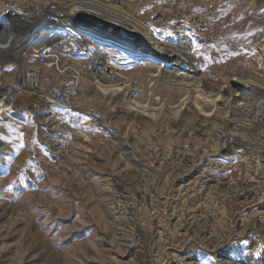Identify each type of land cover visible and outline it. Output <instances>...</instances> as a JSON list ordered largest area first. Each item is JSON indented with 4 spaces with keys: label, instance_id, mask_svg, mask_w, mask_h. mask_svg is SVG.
I'll return each instance as SVG.
<instances>
[{
    "label": "rangeland",
    "instance_id": "1",
    "mask_svg": "<svg viewBox=\"0 0 264 264\" xmlns=\"http://www.w3.org/2000/svg\"><path fill=\"white\" fill-rule=\"evenodd\" d=\"M95 1L190 54L198 85L220 101L201 114L194 85L176 86L172 70L86 18L127 58L108 81L120 91L101 93L105 82L60 57L43 72L72 90L62 110L19 89L23 66L42 69L35 55L1 70L11 100L0 113V264H264V117L246 109L264 102L231 85L264 88V0ZM51 3L71 1L0 0V25ZM131 100L156 102V117ZM228 134L245 148L225 154Z\"/></svg>",
    "mask_w": 264,
    "mask_h": 264
},
{
    "label": "built area",
    "instance_id": "2",
    "mask_svg": "<svg viewBox=\"0 0 264 264\" xmlns=\"http://www.w3.org/2000/svg\"><path fill=\"white\" fill-rule=\"evenodd\" d=\"M47 7L46 10H42L30 5L26 9L15 11L12 14L16 19L14 34L20 35V33L26 32L17 44H23L24 52L30 50L31 45L42 43V47L37 53L33 54L29 51L28 55L22 54L19 57L21 61L29 60L33 54L42 67L38 70L23 66L19 70V89L25 95L38 97L50 106L68 110L72 108V90L66 88L63 83L46 78L43 72L44 67L57 66L60 57L77 59L75 70L81 74V79L89 77L93 84H98L108 83V81L116 80V77H121L120 70L125 67L128 61L126 57L115 53L106 45L105 33L95 28L76 26L63 7L61 8L55 3H51ZM44 11H49L51 18L43 19L36 26L27 22L31 17L42 14ZM35 28L36 30H34ZM114 44L119 48L117 43ZM19 66L20 64L16 61V64L8 69L19 68ZM233 130L236 131L237 128L234 126ZM235 147H237L235 135H226L224 148L232 149V154L239 151ZM229 158L231 155L224 156V159Z\"/></svg>",
    "mask_w": 264,
    "mask_h": 264
},
{
    "label": "bare ground",
    "instance_id": "3",
    "mask_svg": "<svg viewBox=\"0 0 264 264\" xmlns=\"http://www.w3.org/2000/svg\"><path fill=\"white\" fill-rule=\"evenodd\" d=\"M68 1H71V4L68 8L63 7V10L68 14V16L76 26L89 27L86 23L83 22V19L86 18L88 21H90L89 19H91L95 23L100 24V26L105 28L111 34L121 38V41L124 42V44H128L130 48L134 49L135 47L138 50L140 49V57L147 60L151 64H154L155 71L157 70L161 72L164 69L172 70L171 79L176 86H180V83L184 81L188 82L189 85H194L196 88L195 92L197 94V109L203 115L205 114L209 116L213 114V111L216 110L214 109L215 102L220 101V98L219 96H207L202 88L198 85V80L195 75L199 73V70L195 69L193 65V57L190 54H187L179 49H175L163 42L155 40L148 32H146L141 26H139V24L133 22L126 14H124L115 6L102 5L95 0ZM48 18H51V14L45 11L42 14L35 15L34 18H30L29 20H27V22L32 23L33 26H36L43 19ZM76 18H78V21L81 18L82 22H77ZM15 20V17H9L7 18V21H4L6 24L0 25V72L3 69H8L15 65L17 59L22 54L24 55L23 46L17 44H19V42L21 41V37L26 32L20 33V35L14 34V27L16 26ZM34 30H36V28ZM37 44H35L37 46L31 45L30 47V51L33 54L37 53L42 47V43ZM231 85L234 88V92L236 94L242 95L244 99L254 98L259 103L264 102V88L257 83L245 80L234 81L231 83ZM5 87L6 83L0 77V113L8 109V104L11 100L9 94L5 90ZM103 87L104 88H102V90L99 89V91L101 90V93L104 92L106 94L107 92H111L114 90H121V88H119L118 86H113L112 84H109L107 82H105ZM155 103L156 102H153L152 106H149L146 104L141 105L137 103L136 100H131L130 106L133 110H138L146 116H153L155 118L156 112L155 108L153 107L156 106ZM164 108L165 107H163V109ZM172 108L174 107H169V109ZM246 109L252 115L255 114L258 117H264V112L261 108L254 110L252 107L247 106ZM259 126L261 128L263 124H260ZM235 148H245V145L243 144L241 139L237 141V147ZM226 149L227 148H224L223 150L225 152L227 151V154L232 152V149Z\"/></svg>",
    "mask_w": 264,
    "mask_h": 264
}]
</instances>
